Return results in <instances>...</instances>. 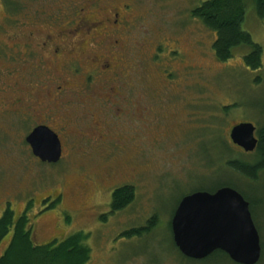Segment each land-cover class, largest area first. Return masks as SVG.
I'll return each mask as SVG.
<instances>
[{"label":"rangeland","instance_id":"1","mask_svg":"<svg viewBox=\"0 0 264 264\" xmlns=\"http://www.w3.org/2000/svg\"><path fill=\"white\" fill-rule=\"evenodd\" d=\"M86 1L0 0V19H5L0 23V85H8V91L17 88L15 98L22 92L34 101L47 99L46 94L50 98L51 90L55 98L48 105L59 107L61 118L48 123L60 130L65 142V156L57 164L43 163L31 156L24 141L29 129L24 115L11 121L1 118L0 194L15 192V201L9 202L17 214L21 201L33 200L34 214L38 213H32L34 223L52 214L40 227L45 236L54 235L42 238V243L78 231L88 234L87 264H238L221 254L204 261L187 258L172 232L175 208L183 196L201 185L230 179L255 204L253 217L263 244L258 264H264V172L251 180L226 166L230 159L257 161L255 152L232 144L229 132L242 121L253 122L258 129L264 125V17L247 0L243 29L263 48L262 66L253 70L244 61L249 53L246 46L237 48L228 61L218 60L213 50L216 33L192 15L206 0H100L96 9L82 6L85 15H97L101 8L127 5L129 29L112 35V42L119 39L112 58H121L120 54L127 64H134L133 72L115 83L121 94L113 98L114 104H104L103 91L110 89L104 79L81 88L93 71L85 63L88 58L109 51L106 38L100 45L77 50L79 43L74 41L84 34L76 27L78 12L71 3ZM71 20L76 29L70 33ZM46 42H50L47 47ZM10 45L14 47L9 49ZM57 45L63 49L60 57L49 52ZM73 46L69 53L74 58H70L67 50ZM71 62H79L80 71L77 66L72 72ZM21 73L24 78L17 81ZM64 81L74 88L56 95V87ZM128 82L131 86L125 87ZM13 94L0 91V102L12 107ZM116 157L122 163L115 162ZM130 162L136 167L135 175L121 174L115 181L116 186H134L136 197L126 210L113 215L107 212L112 188L99 190L101 184L89 176L92 171L104 173L102 166L122 169ZM55 190L65 196V202L39 215L38 197L47 193L45 197L53 199Z\"/></svg>","mask_w":264,"mask_h":264},{"label":"flooded vegetation","instance_id":"2","mask_svg":"<svg viewBox=\"0 0 264 264\" xmlns=\"http://www.w3.org/2000/svg\"><path fill=\"white\" fill-rule=\"evenodd\" d=\"M99 2H100V0H89V1H86L85 4H81L78 2L71 3L72 6L78 12L77 16L79 17V20L76 22V27L80 31H83V34H84L82 37H80L79 40L74 41V42L79 43V47L77 48V50H79V49L86 48L89 45H93V44L100 45V43L105 38L107 39L108 50H109L107 52V54L104 56H101V57H98L96 54H93V56L88 58L87 62H85L86 64L90 65V67L93 68V69H90L93 71H92L91 75L87 76V78L83 82V85L81 88H83V86L85 87L88 83H93L95 81L104 79L105 80L104 82L106 83L107 87H110L109 92L103 91V93L107 94V96L105 97L104 104H108V103L114 104L113 98L117 97L118 95L121 94V89L118 91L115 90V88H116V87H114L115 83L118 81L119 82L122 81L123 78H126L125 77L126 75L133 72L132 70H133V65H134L133 63L127 64L128 61L121 59L122 56L120 54H118V57H121V58H116V59L112 58V56L114 54L113 48L119 47V45H118L119 39L116 38V39H114V42H112V40H113L112 35L114 33L125 34L126 32H128V29H129V22L127 20V16H126L127 13L125 10V7L127 5L124 4V6H121L122 8L110 5V6H107L105 8H101L97 15H92V14H90V12H88L85 15L84 10L86 9V7H82V6H88L90 9H96L98 7ZM31 19H34V18H31ZM16 20L18 22H21L19 19H16ZM72 22H74L73 23L74 26L67 29V31H69L70 33L76 29L75 20ZM0 23H2V25H3L5 23V19H3V18L0 19ZM31 23L32 22H29L27 24H31ZM24 24L25 23L22 22V23H19L18 25H24ZM33 36H34V33L30 32L29 33V37L31 40L30 42H32ZM99 36H104V37L99 38ZM14 39L19 41V37L17 35L15 36ZM30 42H28V43H30ZM44 44L47 47L50 44V42L49 43H47V42L43 43V45ZM110 44H112V45L110 46ZM113 44H117V46H114ZM14 45L18 46L19 42H15ZM30 45L31 44H29V46ZM13 47L14 46L10 45V47H8V48L12 49ZM73 48H74V46L67 50L68 57H70V58H74L73 55H71L69 53V52L74 50ZM61 50L63 51V49L60 48V45H57L53 50H49V52H51L54 57H60V56H62V55H59L61 53ZM16 53H17V51H16ZM107 57H110L111 59L107 58ZM123 60L125 62H121ZM80 61H81V59H79V62ZM79 62H71L69 64V66H72V70H71L72 72H73L74 67H77V66L79 68H77L76 71H80V68H82V66ZM26 63H28V62H26ZM96 74H97V79H96ZM15 78H16V76H15ZM23 78H24L23 73L18 74L17 81H21ZM46 84H48V83H46ZM38 85H40V84H38ZM129 86H131L129 84V82L125 84V87H129ZM138 86L143 88V85H141L140 83L138 84ZM56 88L58 89V91L55 90V94L60 95V94H63L67 89L74 88V86H68L67 81H64L63 84L58 85V87H56ZM27 89L28 88L25 87V89H24L25 92ZM46 89H47V87H46ZM16 90H17V88H15L14 90L11 89L10 91H8V85H5V86L3 84H2V86L0 85V91H2V92H10L11 94H13L14 92H16ZM49 95H50V98L46 94L47 99L43 98L40 101H34L31 99H28L26 97V95L22 94V92H21V94L19 96H17V98H15L14 94L12 95L13 96V102L11 103L12 107L7 102H3V101L0 102V119L1 118H4V119L9 118V120L11 121V120H14L15 117H17V115H19V114L24 115V118L26 119V124L29 126V129L27 130L28 133L26 132L27 135L25 133L24 141H25L26 146L29 150V153L31 151V153L33 154L31 156L34 157L35 159L40 160V161H41V159L34 155L31 144L27 141V137L30 135V133L36 127L43 125V126H47L50 129H52L54 132H56L58 134V136L61 135L59 129L54 128L50 123H48L49 120H51L53 123H56L61 118L60 110H58L59 107H54L53 105L52 106L48 105V102L54 100V98H55L54 96L51 97V90H50ZM102 98L104 100V97H102ZM0 99H2V96H0ZM99 102H103V101H99ZM33 124H34V126L32 127ZM92 129H93L94 134H97V132H99V128L96 126L95 121H94V125H93ZM102 137H105L104 140H107L108 135L104 133V134H102ZM59 138H60V136H59ZM62 138H63V136H62ZM60 140H61V138H60ZM63 140H64V138H63ZM63 140H61V143H62V157L61 158H63V156H65V142H63ZM118 140L120 143H122L123 138L120 137V138H118ZM234 146H236L237 148L242 150V148H240L239 146H237V145H234ZM114 160H115V162L118 161V162L122 163L121 160H117V157L114 158ZM41 162H43V161H41ZM43 163H48V162H43ZM49 164H57V163H49ZM82 167L84 168V166H82ZM101 169L104 170V173L99 174L97 171H92L89 178L93 183L98 182L99 184H101L99 186V190H103V192H108L112 188L111 199H110V203L108 204L109 209L107 210V212H113V215H114L118 212L126 210L130 205H128L127 207H125L124 209H122L120 211H115V212L112 211L111 204H112V196H113L114 191L117 188L124 187L127 185V184H124L121 186H116V183H118V182L115 181V178L121 174L124 176H127V177L134 176L135 171H136V167L130 162V164L128 163V164L123 165L122 169H120L118 166H102ZM124 176H122V177H124ZM118 181H119V179H118ZM55 192H56L55 194L57 196H55L53 199H51L50 197L46 198L45 195L47 193L44 196L38 197L39 198L38 204H42V209L39 211V215L42 213L44 215L48 211L54 210V208H57L62 203V200H63V202H65V198H64L65 196L58 193L56 190H55ZM1 193H3V192H1ZM16 197H17V195L15 194V192H8L6 195L0 194V220L3 219V217L6 215V213L11 211L13 214V223H14L12 225V227L10 228L9 232H7L0 241V260L4 256H6L7 251L11 247L12 241L14 240V237L16 234L18 222L23 218H25V220H26L25 231L27 233H29V239L32 243L33 249H36L38 247H43L46 245H58V244L62 243L63 241H65L66 239H68L73 234H76L79 232L84 233L83 231H78L76 233L68 235L67 237H65L62 240L54 239L49 243H42L41 242L42 238H45V237L50 238L54 235V234H52L51 236H49V235L45 236V232L44 231L42 232V226L40 227L41 222L46 217H48L52 214H46V215H44V218L40 219L39 223L38 222L34 223V218L31 217L32 213L34 214V206H35L33 200L29 199L26 203L27 205L25 204V202L21 201L20 204L18 205L19 211L17 214L16 211L13 209L11 202H9V201H15ZM71 213H72V211H71ZM37 214L38 213H36L34 215H37ZM66 220L68 222H70V221H72V217L68 214V215H66ZM58 221H59V219H58ZM57 227H58V223H57ZM57 230L59 231L60 227ZM84 234H85L86 240H87L88 234H86V233H84ZM86 240L84 241V244L86 246H88L85 243Z\"/></svg>","mask_w":264,"mask_h":264},{"label":"water","instance_id":"3","mask_svg":"<svg viewBox=\"0 0 264 264\" xmlns=\"http://www.w3.org/2000/svg\"><path fill=\"white\" fill-rule=\"evenodd\" d=\"M257 129L253 122L242 121L231 128L229 138L251 153L258 146ZM27 141L41 161H60L62 143L49 127H36ZM172 232L179 251L190 259L203 260L217 250L226 252L238 264H258L262 257L261 237L250 202L231 186L185 195L173 215Z\"/></svg>","mask_w":264,"mask_h":264},{"label":"trees","instance_id":"4","mask_svg":"<svg viewBox=\"0 0 264 264\" xmlns=\"http://www.w3.org/2000/svg\"><path fill=\"white\" fill-rule=\"evenodd\" d=\"M248 1L253 2L257 15L263 18L264 0ZM247 7V0H206L200 6L193 9L192 15L216 33L213 50L218 60L222 62L228 61L234 56L237 48L246 46L249 48V53L245 55L244 61L248 67L255 70L262 66L263 48L259 43L254 42L249 32L243 29ZM257 136L259 142L254 151L257 154V161L255 163L236 159H230L226 163V166L231 171L248 177L251 180H257L259 173L264 172V125L257 130ZM208 159L213 163L212 156ZM223 186H231L237 189L250 202V209L253 215V209L255 208L253 200L230 179L224 182H217L211 186L201 185L194 189V191L206 190L215 192ZM135 197L136 191L134 186L126 185L117 188L112 196L111 207L113 211L124 209L135 200ZM13 224V214L9 211L0 220V241L9 232ZM25 227L26 220L23 218L18 222L14 240L6 256L0 260V264H87L90 261L91 249L84 244L86 240L84 233L73 234L58 245H46L33 249L29 233L25 231ZM132 231L140 232L137 229ZM261 245L263 255V244L261 243ZM220 254L231 260L229 255L222 250L215 251L204 260L217 257Z\"/></svg>","mask_w":264,"mask_h":264}]
</instances>
